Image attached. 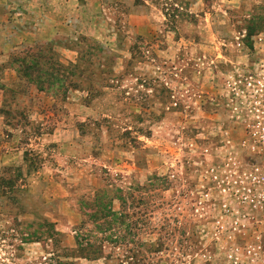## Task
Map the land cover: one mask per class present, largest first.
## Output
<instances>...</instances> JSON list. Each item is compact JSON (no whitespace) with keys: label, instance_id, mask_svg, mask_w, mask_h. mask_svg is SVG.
I'll use <instances>...</instances> for the list:
<instances>
[{"label":"rangeland","instance_id":"rangeland-1","mask_svg":"<svg viewBox=\"0 0 264 264\" xmlns=\"http://www.w3.org/2000/svg\"><path fill=\"white\" fill-rule=\"evenodd\" d=\"M263 126L264 0H0V264H264Z\"/></svg>","mask_w":264,"mask_h":264},{"label":"built area","instance_id":"built-area-1","mask_svg":"<svg viewBox=\"0 0 264 264\" xmlns=\"http://www.w3.org/2000/svg\"><path fill=\"white\" fill-rule=\"evenodd\" d=\"M263 128H264V126H263ZM261 141L264 142V139H261L259 142H261ZM245 175L247 176L248 174L246 173Z\"/></svg>","mask_w":264,"mask_h":264}]
</instances>
